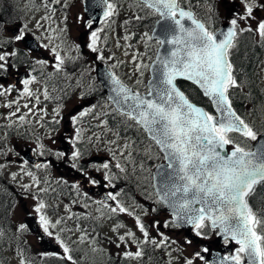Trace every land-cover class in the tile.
Wrapping results in <instances>:
<instances>
[{
	"label": "snow or ice",
	"instance_id": "obj_1",
	"mask_svg": "<svg viewBox=\"0 0 264 264\" xmlns=\"http://www.w3.org/2000/svg\"><path fill=\"white\" fill-rule=\"evenodd\" d=\"M222 2L227 7L228 0ZM239 2L243 6V12L231 11L227 17L226 29L216 30L214 24L219 18V12L211 0H197L196 5L192 4V0H133V7L138 9V13L135 14L137 22H142L148 17H158L152 26L151 34L145 31L142 37L145 42L143 55H148L151 43L155 42L157 45L155 58L149 56L150 62L145 64L141 54H133L132 62L136 64L137 74L136 87L125 83L117 75L115 69L119 62L98 71L101 83L107 90L105 104L102 106H107L131 121L138 131L142 130L150 145L145 156L152 158V148L155 147L165 161L164 164L156 166V171L152 175L155 198L146 196V199H152L153 204L168 209L171 219L166 221L163 227L188 226L194 237L200 240H209L211 234L215 233L218 242L225 247L229 244L236 245L233 251L222 255L219 250L213 251L211 245L197 244L199 250L194 253L193 258H186L184 264H195L196 260L202 264H264V197L259 199L256 206L250 203V197L256 193L257 187L264 188V131L257 130L253 123H249L238 114L233 107L230 92L232 88L240 87L230 58L232 50L237 47L238 36L245 31L254 32L259 35L264 46V19H258L254 14L258 9L264 11V3H260L259 0ZM59 3L60 0H43L46 9L50 4ZM201 3L207 5L208 12L211 13L206 19L200 18L194 11ZM118 9L117 0H92L90 18L85 19L82 16L76 18L81 22L88 37L83 47L96 54L92 58L93 62L100 61L103 64L106 60H115L114 56L106 57L101 51L99 33L114 22V17L119 15ZM50 10L54 14L55 8ZM96 10H102L99 23L103 27L99 29L93 28L97 20ZM140 12L144 15H140ZM51 18L46 15L42 20L49 21ZM64 19L66 21L67 17ZM252 20L256 21L255 29L240 27V21ZM128 23L129 21H124L125 26ZM36 27L39 29L43 24L37 22ZM49 30L64 33L67 32V27ZM6 31H11V35L6 37L4 35ZM27 35V24L15 26L13 20H0V78L6 76L10 69L26 66L28 69L26 77L19 81L22 85L19 95L21 98L35 99L39 104V94L33 92L30 87L34 83H39L33 73L37 65L43 68L49 61L41 58L29 59L24 51L16 47L20 43H24L25 48L28 47ZM45 39L49 43H41L39 47L52 55L55 61L51 64L54 73L64 72L69 60L75 63L80 58L79 55L72 57L62 43L52 45L51 36ZM123 39L127 41L130 37L125 35ZM74 50L80 54L81 45H75ZM127 54L125 52V55ZM145 71L150 72V79L144 85L145 91L141 92L139 86L144 84ZM51 75L52 73L49 74V79ZM179 81L187 83L181 84ZM14 90L15 84L6 86L0 83V97H6ZM92 91L93 87L89 85L88 91L82 92L80 98L84 99ZM193 92L206 98L211 111L190 99ZM42 94L45 100L50 98L47 85ZM5 107L11 108L12 103L6 104ZM62 107L58 105L54 109L53 124L60 123L57 117H60ZM96 107L97 104H91L70 117V124L74 129V134L67 137V142L71 146L70 154L60 150L53 153V150L46 148L42 142L35 144L34 151L39 155L53 153L58 160L66 159L70 167L92 186L101 184V180L95 178L92 173H101L103 186L114 189L119 174L127 173V168L117 158L116 152L119 151L123 156L129 145L125 144L122 149L105 146L104 150L109 154V159L102 162L85 160L86 153L79 146L83 142V133L78 125L85 116L93 114ZM24 108H29V105L24 104ZM18 111L19 108L16 112ZM16 112H12L11 116H15ZM26 115L18 117L21 125L26 121ZM11 116L8 119H11ZM96 118L99 119V116ZM39 119L43 120V116ZM102 124L106 125L107 121H102ZM43 126L41 124V127ZM8 127L12 125L9 124ZM95 140L98 142L100 137L96 136ZM249 141L256 142L254 148L249 145ZM92 142V138H89L88 143ZM108 143L114 144L115 141ZM156 158L159 159L160 155ZM126 159L130 163L133 162L131 153ZM27 163L26 160L23 162L22 170ZM34 167L38 170L47 169L49 165L35 164ZM113 168L118 172H113ZM140 169L144 170L143 163ZM25 174L33 181L31 185H23L25 192L33 186L40 188V181L31 171ZM12 179H16L15 173ZM71 188L79 194L82 188L81 181L73 183ZM40 191L47 192L48 189L43 188ZM122 192L123 189L109 191L104 199L95 203L102 208H108L112 216L123 213L134 219L135 227L142 239L131 229L119 235V230L126 225L117 222L112 228V232L117 233L116 241L109 240V243H115L117 249L124 245L125 250L116 253L122 261L141 260L144 256V245L164 247L168 244L169 237L159 232V221H152L146 226L140 215L125 207L119 199ZM84 195L87 198V193ZM33 199L36 203L28 215L35 214L36 227L42 233L38 239L48 237L62 250V254L43 253L42 258L54 256L66 260L68 264H78L72 255V247L62 236L64 229L59 228L57 231L64 219L53 222L47 214V204L39 199L38 195ZM109 201L115 202L114 206L109 204ZM65 210H69L67 206ZM139 210L144 216L158 211L156 207L149 209L144 206H140ZM112 216H109V219ZM100 218H103V214ZM67 219H72V216H68ZM150 227L157 231L159 239L157 237L150 239ZM28 231L30 225L21 222L15 226L13 238L18 239V234ZM5 236V229L0 226V241H3ZM84 239V235H81L80 242L83 243ZM185 243L192 245L193 240L186 238ZM129 244L136 246L135 252L128 250ZM97 250L93 248V251ZM16 254L20 257L19 264H33V261L25 256L24 250L17 248ZM204 254H208L210 258H206Z\"/></svg>",
	"mask_w": 264,
	"mask_h": 264
},
{
	"label": "rangeland",
	"instance_id": "obj_2",
	"mask_svg": "<svg viewBox=\"0 0 264 264\" xmlns=\"http://www.w3.org/2000/svg\"><path fill=\"white\" fill-rule=\"evenodd\" d=\"M13 1L17 6L16 9H19L25 21L24 23L28 25V32L35 35L41 43H49L45 37L51 36L52 45L62 43V46L68 52L72 51L73 45H77L79 36L85 30L81 22L77 21L76 19L77 16L84 17L81 9V0H60V7H54V14L50 10L53 8L52 5L50 4L49 8L46 9L44 7L43 0ZM63 7H65V10L62 9ZM216 7L219 12V18L217 19L218 21L221 18L223 12L221 14L218 5ZM118 11L119 15L114 18V22L105 28L104 31L99 33V47L106 57H115V60H106L105 63L110 66L113 63L119 62V66L115 69L117 75H119L125 82L136 87V64L132 62V56L135 53H139L143 57V63H149L152 44L148 49V55L144 56L143 53L145 52V42L142 39L143 33L145 31L149 32V30H145L142 27L139 28L138 22L133 24L130 23L129 20L135 19V14L138 13V9L133 7V3L129 0H123L120 2ZM141 13L142 12L139 14L141 15ZM46 15L51 16V20H42V17ZM65 17H67L66 21L64 19ZM125 20L129 21L127 26L124 24ZM37 22L42 23L43 27L37 29ZM64 27H67V32L64 33L51 32L49 30L50 28L58 29ZM101 27H103V25ZM253 27L256 28V21L253 22ZM125 35L129 36L130 39L125 41L123 39ZM87 40L83 42V46L87 43ZM84 50L87 49L84 47ZM125 52L128 54L125 55ZM48 53L50 54V52ZM61 54L63 55L64 53L62 52ZM84 54L86 56L88 54V50ZM93 74L94 73L92 71L91 74L86 77V85H92V82H90V76ZM254 77L256 86L260 92V99H258L254 105L247 104L245 106L244 113L248 121L253 123L257 130H264V52L259 59L257 68L255 69ZM147 78L148 73L145 71L143 76L144 83ZM141 87H144V84L139 86V88ZM47 89L50 97L47 100L49 101V104H47L45 111L40 112L34 110V107L31 105L32 101L29 98H21L20 96H16V90L8 94L6 97H0V174H2L3 178L9 181L11 184V192L15 197V202L17 204L16 208L14 209V218L18 223L23 222V218H25L24 208H27L31 213L32 208L36 203V200H34L33 197L39 194L38 198L43 200L48 206L47 214L49 218L53 222H55L57 219H64V222L58 226L57 231L59 228L64 229L62 236L72 247L73 251L76 252V256H80V259H86V261L91 263L103 264L109 257H117V252L122 253L125 250L124 245H121V248L117 249L115 247V243H109V240L116 241L117 233H113L112 228L117 222L126 225L125 228L119 230V235H123L128 229H131L136 233L138 238L142 239V236L136 229L135 221L132 217L123 213L112 216L108 208H102L99 204L95 203V201L99 200L98 186H93L92 190H88L87 187L82 185L81 191L79 194L76 193L75 199L59 194V187L61 184L65 183L62 182L63 176L58 172L60 160L56 159L53 153L55 150H60L70 154L71 148L67 142V137L74 134V129L70 124V117L78 112H74L73 109L69 110L61 108V115L60 117H57V119H60V123L53 124L52 120L54 109H56L58 105L64 106L65 103L54 104V90L50 87H47ZM38 94L41 96V91ZM69 102H72V100H69ZM8 103H12L11 108L5 107V105ZM26 103L29 105L31 112H29V108H24V104ZM89 105V101L81 100L80 110ZM17 108H19L18 112H16ZM253 109L256 110L253 111ZM12 112H16V115L11 116ZM22 112L27 114L25 123L30 127L29 132L20 130L21 123L18 121V117L22 115ZM107 112L108 108L103 106L101 109L95 110L93 114L85 116L79 126L81 127L83 133L82 150L85 147V152H87L85 160L90 161V157L92 155H102L109 159V154L104 150L105 146L111 147L113 149H122L125 144H128L129 148L124 152L123 156L120 155L119 151L116 152V155L120 162L129 164L127 167V172L129 175L133 174V176L137 179V177L140 176L138 172L141 171V163L144 164L143 171H148L151 169V167L146 163V161H150V159H152L154 162L157 161L158 159L156 157L158 153L152 148V158H149L145 156V152L149 146L134 149L125 140L119 139L115 131L108 130L106 125L102 124V121H104V115ZM9 116H11V119H8ZM40 116H43V120L47 121V123H44L43 120H40ZM97 116H99V119L96 118ZM93 122L95 123V126L92 127ZM9 124H11L12 127L9 128ZM41 124L44 126L41 127ZM52 129H56V131H52ZM96 136L100 137L98 142L95 140ZM89 138H92V143H88ZM53 140H55V143H53ZM109 141H115V143L109 144ZM37 142L44 143L46 148L53 150V153L46 152V154L43 155V157L47 160L49 167L47 169H43L40 172L33 173L40 181V188L33 186L28 192H25L23 185H31L33 183L32 178L25 174L31 170H29L27 167H24L22 170L21 165L23 162H17L16 158L22 147L26 146L29 148H35V144ZM129 153H131L133 161L132 163L128 162L126 159ZM114 169L115 168H113V172H118V170ZM13 173L16 174L15 180L12 179ZM99 176L102 179L101 173H99ZM66 181V184L69 186L74 183L72 180H70V178H66ZM85 183L86 182H84V184ZM135 183L137 185L140 184L139 181H135ZM65 187H67V185H65ZM43 188H47L48 191L41 192L40 189ZM116 188H120V186H116ZM85 193H87V198H85ZM138 194L141 193L138 191ZM149 196L152 197L151 194ZM120 198L121 196L119 199ZM122 198L124 206L135 212L137 215H140L146 226L152 221H159V232L162 230L161 225H164L168 219V215L166 213L157 211L155 213H150L148 216H144L143 212L139 210L140 206H144L149 209L155 207L152 202V199L154 198L146 199V196H140L137 194L133 197ZM114 203L115 202L111 201L110 204L114 206ZM85 204L87 207H85ZM65 206L68 207V211L65 210ZM102 214L103 218L101 219L100 217ZM33 215L35 219V214ZM68 216H72V219H67ZM109 216H112V218L109 219ZM69 229H71V231H69ZM149 232L150 239L152 237H157L158 239L160 238L157 236V231L154 228L150 227ZM24 234H26V232ZM174 234L175 233H173V236ZM81 235H84L85 237L83 243L80 242ZM46 238L50 240L51 243H54V241H52L50 238ZM173 239V241H176V243H173V247L182 248L183 246L184 248L183 251H180V253L177 254L174 253L176 250H173V264H184L186 258H193L191 248L194 246V243L189 245V249H187V247L183 245V242L185 241L183 236H178L176 238L173 237ZM92 241H95V243L93 244ZM27 243L32 246L39 255L47 252V250L44 251L45 247L43 245L44 243L42 242V239H38V236L36 235H33L31 238H29ZM146 245L143 247L147 248ZM166 246L170 247V244L168 243ZM57 247L59 246L57 245ZM235 247L236 245H232L230 248L231 251H233ZM93 248L98 250L93 251ZM128 250L135 252L136 246L134 244H129ZM161 252L163 251L161 250ZM10 259L12 264H19L20 258L17 254H11ZM161 259L164 261L161 264H169V261H171L168 254H163ZM155 260V258L151 259L149 264L160 263H156L158 260ZM146 261L142 263V260H128L127 264H147Z\"/></svg>",
	"mask_w": 264,
	"mask_h": 264
},
{
	"label": "flooded vegetation",
	"instance_id": "obj_3",
	"mask_svg": "<svg viewBox=\"0 0 264 264\" xmlns=\"http://www.w3.org/2000/svg\"><path fill=\"white\" fill-rule=\"evenodd\" d=\"M8 1V0H7ZM123 0H117L118 3L122 2ZM130 2L133 3V0H129ZM211 2H213L216 6L218 5V7L220 8L221 11V18L218 20V22H216L214 24L215 29L219 28V26L223 23H227V17L229 16V13L233 10H235L236 12H243V6L240 4L239 0H235V2L233 3V0H228V4L227 7L224 6L222 0H211ZM260 3H264V0H259ZM197 0H192V4L196 5ZM15 5V7L17 8L16 4L14 1H12V3L10 2H5L3 0H0V20H13L15 21V26H19L21 24H26L24 23V19L20 13V16H18V19L15 15V11L13 8V5ZM62 6V5H61ZM186 6H188L186 4ZM52 7H60L59 4H55L52 5ZM63 10H65V7L62 8ZM194 11L197 12V14L199 15L200 18L202 19H206L208 16L211 15V13L208 12L207 9V5H204L203 3L199 4L198 6H196L194 8ZM144 14V13H143ZM255 16L258 19H264V11L262 10H256V12L254 13ZM156 18V17H155ZM255 20L252 21H240V27L241 28H246V27H252L253 29H255L253 27V22ZM10 27V26H8ZM29 29V28H28ZM86 32V30H85ZM85 32H83L79 38H78V42L77 44L81 45L82 48V52L80 54H78L74 48L75 45H73V49L72 51H69V54L72 57H77L78 55L80 56L79 59H77L75 61V63H73L71 60H69L66 65H65V71L61 72V73H54L53 68L51 67V64H53L55 61L52 57V55H50L48 53V51L42 49L39 47V45L41 44L40 40L33 34L28 32L27 38H31L35 41L36 46H32V48L29 50L28 47L25 48L24 43H20L18 45H16V47L18 49H20L21 51H24L26 56L29 59H33V58H41V59H45L47 61H49V64L43 68H41L40 66H36V71L33 73V75H36L39 83H34L32 84L30 87L32 89L33 92H37L39 93L41 91V94L43 93L44 87L45 85H47V87L53 88L54 92V104H64V106L62 107L63 109H73L74 112L80 111V107H81V100L83 101H89V103H92L93 100V94L91 92L90 95L85 96L84 99H81V93L82 92H87L88 91V85H83L82 83V74L84 73V75H90L92 72V67L95 66V64L97 62L100 61H95L93 62V57L95 56L94 53H91L88 51V54L85 56V52H87V50H84L83 47V42H85V40H87V35L85 34ZM4 35L10 36L11 35V31H6L4 33ZM11 50V49H8ZM264 52V46H262L261 41H260V37L258 34L254 33V32H243L238 36L237 39V47L235 49L232 50V52ZM256 57V55L254 56V58ZM83 58V59H82ZM240 58L243 59H247L248 55L244 54V55H240ZM258 59V58H257ZM244 60V61H245ZM256 60V58L254 59ZM104 64V63H103ZM257 66V65H256ZM28 69L26 68V66H18L17 68H13L9 70V73L4 76L3 78H0V83L7 85L10 84H15L16 85V92L15 95L16 96H20L19 95V90H22V85L19 83V81L22 78L26 77V73H27ZM52 73L51 78L49 79V74ZM67 74V75H66ZM49 93V92H48ZM32 101V106L34 107V110L37 112L40 111H45L46 110V106L47 104H49V101L44 99L43 94L40 96V102L39 104L36 103L35 99H30ZM69 100H72V102H69ZM22 115H24L25 113L22 112ZM44 123H47V121H44ZM79 126V125H78ZM70 146V145H69ZM80 146V145H79ZM27 147L24 146L22 147L21 151L18 153L17 155V162H21L22 159V152L24 151V149H26ZM71 148V146H70ZM33 155L40 159L42 161L43 164H45L44 158L35 153L34 149H32ZM87 155V153H86ZM92 161V159H91ZM95 161H100L98 159H96ZM68 162L67 160H60L59 161V172L61 174H68V176L70 175L71 177H77V180L81 181L82 185H84L85 187H87L89 190L93 188L92 185H89L87 183L84 184V180L82 179V177L80 176V174L78 172H76L74 169H72L69 165H66ZM29 165V164H28ZM61 165V166H60ZM92 175L97 178L98 180H101V184L97 185L98 186V193L99 194H104L105 190L108 191H112L113 190L111 188H105L103 186V181L100 178L98 173L93 172ZM16 208V206H13V210ZM29 211L24 208V217L23 218V222H27L30 225V231L27 232V235H22V234H18V240L19 241H25L28 240L29 238H31V235L28 234L30 232H35L37 231V227L34 226L33 224V216H29L28 215ZM12 220L14 222V225L16 226L17 224H19L16 220V223L14 221V217H13V213H12ZM162 230L160 232H162L163 234H165L164 236L169 237V246H164L161 247L159 249H157L156 247H154L153 245H146L147 248H144V258L145 256L149 254V256L152 257L153 256H158L161 259V256L163 254H170V260H171V264H173V250H176V252L174 253H180V251H183L184 248L182 246L177 248V247H173V243H171V241H173V237L176 238L178 236H183L184 239L188 238V239H192L194 246L191 248V253H193V257H194V253L196 251L199 250V248L197 247V244L200 245H211L212 246V250L213 251H217L219 250L221 252V254H227L229 252H231V246L233 244H229L226 247L222 244V243H218L216 240V234L212 233L211 234V238L209 240H200L199 238L194 237L193 233L190 230H186V231H180L176 228L173 227H167V229H164L165 227H163V225H161ZM173 233L174 236H173ZM39 236H41V234L39 233ZM16 240V238H15ZM42 242L44 243V247L45 249L49 250H56V248L54 246H49V242L45 239V237L42 238ZM183 245H185V247H187V249H189V245L185 243V241L183 242ZM161 250L163 252H161ZM11 254L14 253H9V259L11 258ZM16 255V254H15ZM206 256V258H209L208 254H204ZM148 258L146 261L148 264L150 263V260L152 258ZM156 261V260H155ZM11 262V259H10ZM160 262V263H159ZM164 261L158 260L156 263H163ZM12 263V262H11ZM9 264V263H7ZM195 264H202L201 261L196 260Z\"/></svg>",
	"mask_w": 264,
	"mask_h": 264
},
{
	"label": "trees",
	"instance_id": "obj_4",
	"mask_svg": "<svg viewBox=\"0 0 264 264\" xmlns=\"http://www.w3.org/2000/svg\"><path fill=\"white\" fill-rule=\"evenodd\" d=\"M245 62L246 61H244L243 63H245ZM235 67L236 66H234V68ZM239 70L244 71V74H245L244 77H246L248 72L251 71V66L249 65V66L244 67V65L241 64L239 66ZM236 79H237V82L239 83L240 77H236ZM179 83L185 84L186 82L179 81ZM247 85H248V89L246 88V92L236 91V89H238V88L234 89L235 92L230 91L232 94V99H233V107L237 110L238 114H240V115H242L241 110H242L243 104H245L247 102L249 103L248 100H250V101L258 100L257 95H259V93L256 90L255 86L252 85L250 82H248ZM246 97H250V98L247 100V99H245ZM190 99H192L194 103H197L198 105H200L202 107H205L206 110L211 111V108H210L206 98H203L202 95H197L195 92H193L190 96ZM108 124L111 126L112 129L117 130L120 137L128 139L129 141H131L133 143L134 146H142V145L149 143L148 139L145 137V135L142 131H138L137 127L133 126L131 121H128L121 116H117L115 114L113 116H109L108 117ZM248 143H250V141ZM121 181H122V179H121ZM140 187H142V184L137 185L135 183V181L129 179L128 189H129L130 194L137 192ZM145 187H146V189L150 190V184L148 182L145 183ZM4 197H5V194L1 193V195H0V213L1 214H6V211H7V204L4 201ZM261 197H264V188L258 186L256 193L250 197V203L253 206H256L255 203H258V201Z\"/></svg>",
	"mask_w": 264,
	"mask_h": 264
},
{
	"label": "water",
	"instance_id": "obj_5",
	"mask_svg": "<svg viewBox=\"0 0 264 264\" xmlns=\"http://www.w3.org/2000/svg\"><path fill=\"white\" fill-rule=\"evenodd\" d=\"M91 4H92V0H85V3H84V12H85V14H86V16H87L88 18H90V12H89V9H90ZM95 15H96V17H97V20L94 22V25H96V24L99 23V18H100V16L102 15V10H96V11H95ZM226 26H227V25L222 26V28H221L220 30H225V29H226ZM154 58H155V57H154ZM104 68H105V67L99 65V66L97 67L96 73H97L98 81H99L100 85L102 86L105 95H107V90H106V88L103 86V84L101 83V77L98 75V71H99V70H103ZM149 76H150V72H149ZM149 79H150V77H149ZM149 79H148V80H149ZM255 145H256V142L254 143L253 148L255 147ZM229 151H230V150H229ZM24 156H25L26 159H28V160H30V161H33L35 164L37 163L36 161L33 160L32 156H31V152L28 151L27 154L24 155ZM164 163H165V161H164L163 163H161V164H164ZM155 171H156V167H155V169H154V171H153V174L155 173ZM153 174H152V175H153ZM152 184H153V180H152ZM166 211L169 213V211H168L167 208H166ZM169 214H170V213H169ZM179 228H180V229H186V228H189V227H188V226H185V227H179Z\"/></svg>",
	"mask_w": 264,
	"mask_h": 264
}]
</instances>
